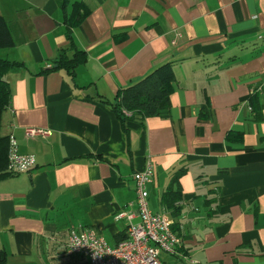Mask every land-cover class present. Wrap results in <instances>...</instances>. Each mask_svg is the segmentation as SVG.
Here are the masks:
<instances>
[{
  "label": "crops",
  "instance_id": "0c3cea01",
  "mask_svg": "<svg viewBox=\"0 0 264 264\" xmlns=\"http://www.w3.org/2000/svg\"><path fill=\"white\" fill-rule=\"evenodd\" d=\"M60 1L0 0L14 42L0 59L20 65L4 76L0 133L35 159L0 180L7 264H89L65 254L71 230L115 247L140 221L132 177L146 162L148 207L181 240L163 261L264 264V0H71L65 12ZM75 3L88 10L70 32L84 60L44 73L74 54L64 18ZM165 64L168 115L121 124L117 94ZM178 172L174 213L160 199Z\"/></svg>",
  "mask_w": 264,
  "mask_h": 264
},
{
  "label": "built area",
  "instance_id": "2783aa9c",
  "mask_svg": "<svg viewBox=\"0 0 264 264\" xmlns=\"http://www.w3.org/2000/svg\"><path fill=\"white\" fill-rule=\"evenodd\" d=\"M24 134L27 139L46 135L44 131L38 129H25ZM34 166V157L19 155L13 137H9L8 173L12 175L27 173ZM152 177L153 169L150 162H146L144 169L132 177L140 221L137 225H128L125 239L115 247H110L93 231L71 230L65 254L83 257L89 264H167L162 260L163 256H178L181 240L171 229L172 221L164 214L152 213L148 207V186L152 182ZM123 216L125 214H120L117 218ZM127 218L130 219L131 216Z\"/></svg>",
  "mask_w": 264,
  "mask_h": 264
},
{
  "label": "trees",
  "instance_id": "16d2710c",
  "mask_svg": "<svg viewBox=\"0 0 264 264\" xmlns=\"http://www.w3.org/2000/svg\"><path fill=\"white\" fill-rule=\"evenodd\" d=\"M70 1L71 0L60 1L59 5L62 11L65 12ZM87 15L88 10L82 3L73 4L71 12L68 15L65 13L66 37L70 49L72 48L74 50L70 32L73 28L79 26ZM13 46L14 42L8 24L0 16V50L8 49ZM83 60V53L75 50L71 58L61 54L55 62V67L49 68L47 71H44V73L58 68L72 72ZM19 66L18 63L0 59V130L2 114L10 104V88L8 83L4 80V76ZM174 80L175 75L170 64L162 65L154 69L143 79L121 90L117 94L115 102L111 105L112 111L121 124L126 120L142 122L147 118L166 117L169 111V97L172 92L171 83L174 82ZM257 94V91L254 90L250 95L249 104L254 111L260 109ZM125 113L129 115H125ZM8 151L9 138L2 136L0 133V180L13 176L7 171ZM179 173L180 172L174 175L171 186L163 193L160 199L161 205L166 210H172L174 213L178 211L175 204L180 201L179 187L177 185ZM174 227L175 225L173 224V232H175ZM179 252L180 250H178V253ZM177 257L178 256L170 258L177 259ZM0 264H7L6 254L2 251H0Z\"/></svg>",
  "mask_w": 264,
  "mask_h": 264
},
{
  "label": "rangeland",
  "instance_id": "374dc122",
  "mask_svg": "<svg viewBox=\"0 0 264 264\" xmlns=\"http://www.w3.org/2000/svg\"><path fill=\"white\" fill-rule=\"evenodd\" d=\"M1 51V50H0Z\"/></svg>",
  "mask_w": 264,
  "mask_h": 264
}]
</instances>
